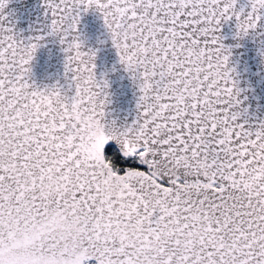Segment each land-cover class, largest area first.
Masks as SVG:
<instances>
[{"label": "snow or ice", "instance_id": "snow-or-ice-1", "mask_svg": "<svg viewBox=\"0 0 264 264\" xmlns=\"http://www.w3.org/2000/svg\"><path fill=\"white\" fill-rule=\"evenodd\" d=\"M9 2L0 264H264V118L233 62L247 43L264 70V0H42L28 35ZM89 14L134 89L131 118L109 110ZM49 43L63 83L41 86L33 65Z\"/></svg>", "mask_w": 264, "mask_h": 264}, {"label": "water", "instance_id": "water-1", "mask_svg": "<svg viewBox=\"0 0 264 264\" xmlns=\"http://www.w3.org/2000/svg\"><path fill=\"white\" fill-rule=\"evenodd\" d=\"M42 0H10L6 11L9 19L14 24L15 30L23 35L29 34V28L43 22ZM81 31L86 38L87 45L97 52V72L107 73L110 83L109 92L112 103L110 111L114 118L123 120L131 118L134 113V89L125 74L116 64V57L110 43L98 44L106 40L101 22L94 15L82 18ZM226 45H230L231 33L225 29ZM252 46L245 44L242 50H235L233 62L237 65L239 86L247 89L244 95L248 97L247 104L257 118H264V70L252 56ZM115 70L113 71V69ZM62 56L55 44L49 43L48 47L41 49L33 65L34 79L38 85H52L62 80Z\"/></svg>", "mask_w": 264, "mask_h": 264}]
</instances>
